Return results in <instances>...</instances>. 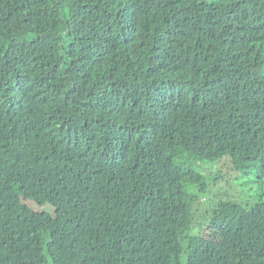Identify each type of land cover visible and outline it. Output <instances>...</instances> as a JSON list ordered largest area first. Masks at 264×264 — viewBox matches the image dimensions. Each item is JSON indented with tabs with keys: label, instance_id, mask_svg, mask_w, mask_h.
Listing matches in <instances>:
<instances>
[{
	"label": "trees",
	"instance_id": "1",
	"mask_svg": "<svg viewBox=\"0 0 264 264\" xmlns=\"http://www.w3.org/2000/svg\"><path fill=\"white\" fill-rule=\"evenodd\" d=\"M0 264H264V0H0Z\"/></svg>",
	"mask_w": 264,
	"mask_h": 264
},
{
	"label": "rangeland",
	"instance_id": "2",
	"mask_svg": "<svg viewBox=\"0 0 264 264\" xmlns=\"http://www.w3.org/2000/svg\"><path fill=\"white\" fill-rule=\"evenodd\" d=\"M218 163H209L208 169L203 167L202 172L207 175L211 173L213 176L212 184L215 191H228L229 194H239L240 196L235 197L239 201H245L244 204L248 203V201L253 200L252 197L257 198L260 194V188L257 182H255L254 177L252 175L243 176L242 174L238 175L239 168L245 167L246 162L240 157H229L224 160V163L221 164V172L218 174L225 175V178L222 179L218 174H213L212 171H217ZM227 182L229 185H227ZM220 186V187H219ZM213 195L202 196L198 203L195 205V217L199 222L201 218L206 214V209L211 204L210 197ZM257 196V197H256ZM32 206L39 211H45L51 214H54V207L50 204L38 205L32 204Z\"/></svg>",
	"mask_w": 264,
	"mask_h": 264
}]
</instances>
